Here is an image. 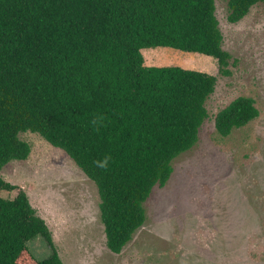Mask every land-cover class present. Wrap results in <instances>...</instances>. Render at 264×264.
Masks as SVG:
<instances>
[{
	"label": "trees",
	"instance_id": "1",
	"mask_svg": "<svg viewBox=\"0 0 264 264\" xmlns=\"http://www.w3.org/2000/svg\"><path fill=\"white\" fill-rule=\"evenodd\" d=\"M262 1L228 0L229 20ZM158 46L212 56L231 73L216 0H0V264H66L27 192L1 175L31 152L21 132L63 149L95 182L112 252L144 225L153 189L199 141L217 85L201 70L146 65L142 50ZM258 114L239 96L215 127L227 136ZM38 235L52 250L42 260L27 244Z\"/></svg>",
	"mask_w": 264,
	"mask_h": 264
},
{
	"label": "rangeland",
	"instance_id": "2",
	"mask_svg": "<svg viewBox=\"0 0 264 264\" xmlns=\"http://www.w3.org/2000/svg\"><path fill=\"white\" fill-rule=\"evenodd\" d=\"M216 14L231 54L229 75L199 52L142 50L146 65L201 70L215 75L217 85L199 141L174 160L167 183L155 186L144 225L120 253L106 244L95 182L39 133L19 134L31 152L6 163L1 175L27 192L66 264H264V1L232 22L228 0H216ZM239 96L253 98L259 114L222 136L215 117ZM1 195L15 198L17 190ZM27 244L41 260L51 254L39 235Z\"/></svg>",
	"mask_w": 264,
	"mask_h": 264
}]
</instances>
